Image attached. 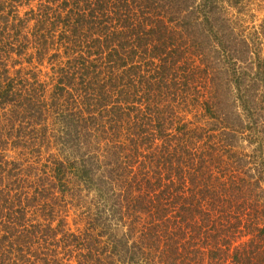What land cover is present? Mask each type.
Masks as SVG:
<instances>
[{
    "label": "trees",
    "instance_id": "obj_1",
    "mask_svg": "<svg viewBox=\"0 0 264 264\" xmlns=\"http://www.w3.org/2000/svg\"><path fill=\"white\" fill-rule=\"evenodd\" d=\"M16 2L0 0V150L39 162L52 129L59 157H0V264H264V21L239 25L247 0H40L24 19ZM60 53L49 95L10 75Z\"/></svg>",
    "mask_w": 264,
    "mask_h": 264
},
{
    "label": "rangeland",
    "instance_id": "obj_2",
    "mask_svg": "<svg viewBox=\"0 0 264 264\" xmlns=\"http://www.w3.org/2000/svg\"><path fill=\"white\" fill-rule=\"evenodd\" d=\"M39 3L40 0H21V1L19 0L18 3L17 2L14 3V6L15 8H19L20 16L22 17V19H24L29 16L26 15V12L30 11V9H34V11L36 12L38 11L37 9L40 7ZM246 4L247 7L242 13L238 14L237 19L239 21V25H241L242 27H247L248 31L252 32L254 29L257 30L264 21V1L247 0ZM9 10H10V6L8 5L4 6V9L2 10V12H0V15H7ZM32 25L33 24L31 22L30 25H28L29 26L28 29L32 30ZM10 31H11L10 28H8L6 30V33ZM73 58L74 56L70 54L66 56L63 53H60L59 57L55 58V60H52V62H48V60L45 59L43 63L34 60L32 64H29L26 60L23 59L22 65H16V66L10 65V75L12 77H19L17 71L21 67H23L20 73L21 79L28 80L30 84H32L36 80L34 79L33 76L37 75V79L39 80V83H41V87L37 84H34L32 87L30 86V88H35L36 90H39L45 87L48 90L47 95H49V93L54 90V86L58 83V80L62 77L60 68H64V70H67L68 64H66V61L67 59H71L72 61ZM71 64H73V62ZM69 81L70 80H66V82L65 81L64 82L67 83ZM71 86H72L71 91L74 94H77L75 91L78 88L77 81L74 83V85ZM176 110L178 111L180 116L184 117L185 121L193 122L195 125L204 123V119L201 116L202 111L198 107H194L191 105L184 107L180 105V106H176ZM1 125L2 123H0V126ZM5 130L6 129H4V131ZM51 131L52 129H49L47 131L45 138L50 135ZM45 138L41 146L42 155L40 158L41 160L39 162H36V159L38 158V156H36V153L30 154L28 152L23 151L22 148L13 147L11 142L8 145H6V148L4 150H0V157H3L4 162L14 161V162L22 163L23 164L22 168L24 169H26L30 164L33 167H38L39 169H42L44 164H50V161L52 160V158H50L51 155H53V157L55 156L56 158L59 157L57 149L52 147V144H49V141L52 142L51 140L53 139H47V138L45 139ZM48 145L50 147H48ZM246 152L251 153V149H247ZM40 174L42 175V172ZM66 201H68V197L66 198ZM61 208H65V210H67V213L63 211L60 217H63L65 214H68L67 222L70 230L73 232H77L78 230L82 231L84 229V222H81L80 220V217L78 215L79 211L75 207H72L70 204H65L59 200L56 205V209H61ZM31 213H33V208H31ZM41 214L42 211L38 209L37 211L38 221L44 223L50 221L48 216L43 217ZM57 224H58V218L54 222L53 226H57ZM71 264H76V261L72 259Z\"/></svg>",
    "mask_w": 264,
    "mask_h": 264
}]
</instances>
